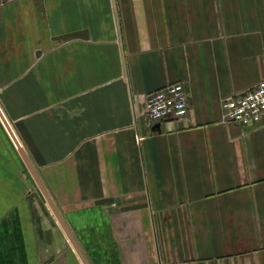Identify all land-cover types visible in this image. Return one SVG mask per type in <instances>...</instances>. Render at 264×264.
<instances>
[{"label":"crops","instance_id":"obj_1","mask_svg":"<svg viewBox=\"0 0 264 264\" xmlns=\"http://www.w3.org/2000/svg\"><path fill=\"white\" fill-rule=\"evenodd\" d=\"M263 77L264 0L0 5V110L89 264H264V115L221 108ZM0 264H83L1 118Z\"/></svg>","mask_w":264,"mask_h":264},{"label":"built area","instance_id":"obj_2","mask_svg":"<svg viewBox=\"0 0 264 264\" xmlns=\"http://www.w3.org/2000/svg\"><path fill=\"white\" fill-rule=\"evenodd\" d=\"M9 0H0V5ZM224 118L238 125H255L264 115V77L249 89L222 99ZM188 111L187 95L180 82L169 83L145 95L143 112L150 123L183 120Z\"/></svg>","mask_w":264,"mask_h":264},{"label":"water","instance_id":"obj_3","mask_svg":"<svg viewBox=\"0 0 264 264\" xmlns=\"http://www.w3.org/2000/svg\"><path fill=\"white\" fill-rule=\"evenodd\" d=\"M0 118L3 121L8 133L10 134L11 138L13 139L16 147L18 148L20 154L22 155L27 167L29 168L30 172L32 173L34 179L36 180L37 184L39 185L42 193L44 194L47 202L49 203L53 213L55 214L58 222L60 223V225L62 226V228L64 229L65 233L67 234L69 240L71 241L75 251L77 252V254L79 255L80 259L82 260L83 264H89L87 259L85 258V256L83 255L82 251L80 250L79 246L77 245L76 241L74 240V238L72 237L71 233L69 232L68 228L66 227L61 215L59 214V212L57 211L55 205L53 204V202L51 201L49 195L47 194L45 188L43 187L41 181L39 180L37 174L35 173L34 169L32 168V166L30 165L29 161L27 160V157L25 156V154L22 151V148L17 140V138L15 137L11 127L9 126L7 120L5 119L2 111L0 110Z\"/></svg>","mask_w":264,"mask_h":264}]
</instances>
